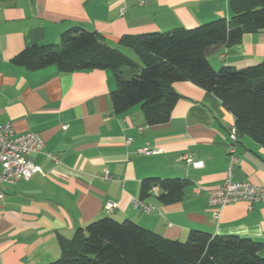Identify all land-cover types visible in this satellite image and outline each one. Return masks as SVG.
I'll list each match as a JSON object with an SVG mask.
<instances>
[{
    "label": "crops",
    "instance_id": "1",
    "mask_svg": "<svg viewBox=\"0 0 264 264\" xmlns=\"http://www.w3.org/2000/svg\"><path fill=\"white\" fill-rule=\"evenodd\" d=\"M231 15L229 0H0V123L12 122L17 134L39 132L45 141L31 155L43 173L0 185V264H50L62 254L61 238L105 216L180 240L200 229L264 242V201L227 204L219 218L218 208L208 204L209 190L226 180L235 124L217 95L192 81H176L172 88L180 98L170 119L149 124L139 104L114 111L110 93L117 83L110 69L65 72L55 64L30 69L13 61L29 45L57 43L76 24L128 55L135 51L120 43L125 35ZM207 58L215 68L257 64L264 60V30L216 45ZM145 146L160 152L138 151ZM235 153L232 178L264 185V146L240 134ZM193 160L204 166H193ZM150 176L192 184L174 203L154 195L143 199L157 207L147 213L134 200L142 199L141 182ZM111 201L117 203L113 212L107 208Z\"/></svg>",
    "mask_w": 264,
    "mask_h": 264
},
{
    "label": "trees",
    "instance_id": "2",
    "mask_svg": "<svg viewBox=\"0 0 264 264\" xmlns=\"http://www.w3.org/2000/svg\"><path fill=\"white\" fill-rule=\"evenodd\" d=\"M229 8L231 19L123 36L120 43L132 48L140 62L80 24L66 29L57 43L27 46L13 61L30 69L55 64L65 72L110 69L117 83L110 93L114 111L121 114L139 104L149 124L170 119L180 98L172 83L192 81L222 100L239 134L264 146V60L215 68L207 58L216 45L236 44L244 33L264 30V0H229ZM191 184L180 177H146L140 197L154 195L161 203H174ZM60 246L61 256L50 264H264L263 241L200 229L180 240L111 216L79 227L72 237L61 238Z\"/></svg>",
    "mask_w": 264,
    "mask_h": 264
},
{
    "label": "built area",
    "instance_id": "3",
    "mask_svg": "<svg viewBox=\"0 0 264 264\" xmlns=\"http://www.w3.org/2000/svg\"><path fill=\"white\" fill-rule=\"evenodd\" d=\"M239 130L236 124L230 127V166L226 180L221 186L209 190L208 204L218 208L216 217L219 218V209L227 204L237 201H247L250 203L264 201V185L254 183L251 180H235L232 178L234 164L238 162L236 155V146L239 140ZM45 146L42 135L36 131H28L17 134L12 122L0 123V185L2 183H15L20 179L31 178L36 173H43L42 167L34 162L31 155L41 152ZM138 151L145 154L160 152L159 149H152L147 146L138 148ZM54 159L56 155L49 154ZM182 159L188 160L187 155ZM192 165L195 167L204 166L203 160H193ZM108 178V172L104 174ZM158 187L153 186V191ZM4 193L0 187V199ZM134 205L147 213L154 212L157 207L146 203L143 199L134 200ZM117 207L116 202L107 204L108 211L113 212Z\"/></svg>",
    "mask_w": 264,
    "mask_h": 264
},
{
    "label": "rangeland",
    "instance_id": "4",
    "mask_svg": "<svg viewBox=\"0 0 264 264\" xmlns=\"http://www.w3.org/2000/svg\"><path fill=\"white\" fill-rule=\"evenodd\" d=\"M131 57H137V55L135 54V52L132 51V53L129 52V54Z\"/></svg>",
    "mask_w": 264,
    "mask_h": 264
}]
</instances>
